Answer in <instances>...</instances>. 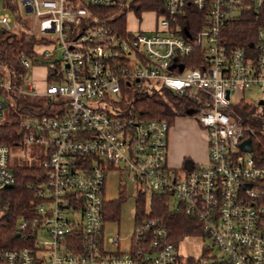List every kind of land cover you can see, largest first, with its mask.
Returning <instances> with one entry per match:
<instances>
[{
    "label": "built area",
    "instance_id": "built-area-1",
    "mask_svg": "<svg viewBox=\"0 0 264 264\" xmlns=\"http://www.w3.org/2000/svg\"><path fill=\"white\" fill-rule=\"evenodd\" d=\"M5 1L0 29L17 31ZM15 1L36 17L40 41L35 61L18 55L26 69L19 87L0 72V126L8 91L67 101L61 114L20 123L23 145L43 147L47 181L38 192L36 218L18 225L20 237L33 243L0 249V264H264V156L253 153L248 134L255 131L235 107L247 89L260 88L264 95V25L252 50L228 52L221 40L229 21L250 9L264 11V0H166V15L145 11L141 17L131 8L133 0ZM113 5L127 6L139 23L153 15V28L127 27L120 34L89 12L91 6ZM188 6L202 11L205 25L184 37L175 30ZM197 48L205 56L203 67H185L184 56ZM30 68L43 70L41 76L27 81ZM145 85L176 95L206 93L197 98L195 114L182 107L176 118L192 117L207 130V161L170 164V121L143 118L124 106L129 92ZM247 139L251 151L242 147ZM10 158V147L0 142V189L15 181ZM112 171L123 173L120 184L135 196H169L171 208L201 223L205 235L193 237L211 239L218 253L208 247L199 257L181 254L156 218H134L130 234L122 233L121 220L106 218Z\"/></svg>",
    "mask_w": 264,
    "mask_h": 264
},
{
    "label": "trees",
    "instance_id": "trees-1",
    "mask_svg": "<svg viewBox=\"0 0 264 264\" xmlns=\"http://www.w3.org/2000/svg\"><path fill=\"white\" fill-rule=\"evenodd\" d=\"M5 6L13 17L20 20L17 2L6 0ZM131 8L138 17L145 11H155L159 16L167 14L166 0H133ZM127 6H91L89 12L99 19L106 20L113 29L120 34L127 30ZM187 14L178 23L179 35L187 37L196 34L205 22L203 13L196 7L188 6ZM21 23H24L21 20ZM264 25V11L254 9L245 11L240 17L229 21L222 29L221 40L228 52L239 46L252 50L257 33ZM40 41L32 29L21 28L17 31L1 29L0 31V72L7 76L14 87L23 82L26 69L18 60L19 54L35 57V45ZM45 60V59H44ZM205 56L202 49H195L184 56L183 65L195 68L203 67ZM183 66V67H184ZM9 98L4 122L0 126V142L10 149L23 146V134L20 123L25 118H36L44 115L55 116L61 114L67 101L63 97L33 96L11 90L6 92ZM206 97L200 91L196 95H176L166 88L155 89L149 85L139 87L129 92V102L124 104L143 118L167 119L171 125L176 119L177 111L185 107L190 115L197 112L200 103L197 98ZM236 110L246 125L252 127L254 134H248L253 140V153L264 156V103L257 106L246 101L235 105ZM43 157H40L42 160ZM185 165L194 166L195 161L185 159ZM15 181L0 189V249H13L29 246L33 240L25 241L20 235L18 225L22 220L34 219L37 216V205L42 202L39 189L47 181V173L41 164H17L12 166ZM129 194L125 185H120L117 198L106 200V218L121 220L122 206ZM171 198L164 194L149 191H138L135 196V219L143 217L156 218L166 225L170 240L179 245L185 238L205 235L201 223L197 218L183 211L171 208ZM79 242V238L77 239Z\"/></svg>",
    "mask_w": 264,
    "mask_h": 264
},
{
    "label": "rangeland",
    "instance_id": "rangeland-1",
    "mask_svg": "<svg viewBox=\"0 0 264 264\" xmlns=\"http://www.w3.org/2000/svg\"><path fill=\"white\" fill-rule=\"evenodd\" d=\"M2 1V0H1ZM17 6L19 10V16L21 17L23 24H20L16 21H13V25L15 24L18 29L26 28L32 29L34 32L37 31V21L36 17L33 14H27L26 11L22 8L21 2L17 1ZM153 15L147 13L143 15V21L139 23L135 17L128 13L127 15V27L132 32H136L140 29L143 30H150L153 28ZM1 31V29H0ZM41 69H33L30 68L27 71V81H31L36 79L37 76H41L42 74ZM38 80V79H37ZM39 82V81H38ZM39 86L42 88V84L40 83ZM245 101L248 103H252L253 105L257 106L259 100L263 98V92L260 88L252 87L247 89L244 93ZM5 100L9 104V98L7 95L5 96ZM8 108V106H7ZM5 108V112L7 111ZM208 138V132L205 128L201 127L196 120L192 117L180 116L177 117L172 124L170 131H169V140L171 141V149L173 154L180 153L185 157L180 159L177 162H173L169 159V162L172 166L180 167L185 159L193 160L195 156L193 152L199 151L202 153L204 150V142ZM169 141V143H170ZM43 153V147L37 144H26L23 146H19L16 148L11 149V158L10 163L11 167L17 164H32L38 163L41 164V155ZM170 153V151H169ZM171 160V161H170ZM125 180L123 173H118L115 171L110 172L108 175V183H107V195L112 198H117V183L123 182ZM129 197L126 203L122 206V216H121V226H119V230L128 236L133 228V216L135 214V207H134V191L131 189L128 190ZM172 202H174L172 200ZM116 227H112L111 230L108 231V235H112L113 231ZM212 247L210 250V254L218 253V249L213 247V242L211 239L200 240L197 237H188L185 238L179 244V251L181 254L185 256H194L199 257L203 254L204 249Z\"/></svg>",
    "mask_w": 264,
    "mask_h": 264
},
{
    "label": "crops",
    "instance_id": "crops-1",
    "mask_svg": "<svg viewBox=\"0 0 264 264\" xmlns=\"http://www.w3.org/2000/svg\"><path fill=\"white\" fill-rule=\"evenodd\" d=\"M171 145H172V143L170 141V143H169V151H170L169 159H171L173 162H177L180 159H183L185 157L184 155H181L180 153H178V154L177 153L176 154L172 153V150H170L171 149ZM203 145H204V150H203L202 153H199V151H197V152L194 151L193 152V155L195 156V158H193V161H195V162H205V161H207V159H208V144H207V140L204 142ZM107 183H108V179H107ZM120 185H121L120 182H118L117 183V193H118V195H119V191H120ZM129 189H131V191L133 190L131 187L127 186V192H128ZM106 191H107V189H106ZM106 194H107V192H106ZM118 195H117V197H118ZM107 199L109 200V199H114V198H112V197L107 195ZM134 207H135V200H134ZM133 221H134V216H133L132 222Z\"/></svg>",
    "mask_w": 264,
    "mask_h": 264
},
{
    "label": "water",
    "instance_id": "water-1",
    "mask_svg": "<svg viewBox=\"0 0 264 264\" xmlns=\"http://www.w3.org/2000/svg\"><path fill=\"white\" fill-rule=\"evenodd\" d=\"M260 104H263L264 103V100H260L259 101ZM242 147L247 150V151H251L252 150V143H251V140L250 139H247L245 140L243 143H242ZM20 234L17 233V237L19 236Z\"/></svg>",
    "mask_w": 264,
    "mask_h": 264
}]
</instances>
